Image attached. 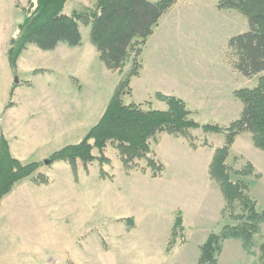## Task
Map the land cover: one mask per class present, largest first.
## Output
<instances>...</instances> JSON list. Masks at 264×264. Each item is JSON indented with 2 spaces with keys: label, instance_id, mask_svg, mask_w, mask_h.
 Listing matches in <instances>:
<instances>
[{
  "label": "rangeland",
  "instance_id": "rangeland-1",
  "mask_svg": "<svg viewBox=\"0 0 264 264\" xmlns=\"http://www.w3.org/2000/svg\"><path fill=\"white\" fill-rule=\"evenodd\" d=\"M28 1L0 0V124L5 120L11 137L16 134L32 144L34 139H25L32 134L30 124L43 128V116L51 124L53 119L44 141L39 132L38 148L24 158L25 163L47 162L55 151L79 143L98 123L122 74L100 59L91 42V26L83 21L79 46L61 43L46 51L29 44L14 72L7 52L26 17L21 8ZM96 2L69 0L64 12L94 9ZM249 29L245 15L218 7V0H176L148 37L140 74L132 78V93L123 100L144 109H167L157 93L180 97L199 127L189 131V138L163 132L151 139L163 164L158 176L146 157L126 166L115 143L108 144L109 161L103 165L78 160L74 171L66 161L45 163L39 172L47 183L26 178L2 201L0 264H173L182 252L190 264L211 233L239 224V204L234 211L226 210L223 191L209 169L216 149L226 144V134L203 126L228 127L239 119L244 104L234 92L258 84L260 75L248 78L235 68L228 46L231 37ZM68 52L73 58H67ZM131 64L128 59L124 70ZM14 84L16 106L4 117L3 105L10 101ZM252 140L249 131L236 136L227 159L235 171L245 168L249 159L260 167L262 155L251 150L257 148ZM94 154L99 155L97 149ZM255 174L235 173L233 178L248 182L261 211L264 179ZM178 212L183 214L187 241L170 243ZM224 250L221 264H264V221L247 241H223L218 259ZM238 252H246V259H238Z\"/></svg>",
  "mask_w": 264,
  "mask_h": 264
},
{
  "label": "trees",
  "instance_id": "trees-1",
  "mask_svg": "<svg viewBox=\"0 0 264 264\" xmlns=\"http://www.w3.org/2000/svg\"><path fill=\"white\" fill-rule=\"evenodd\" d=\"M68 1L29 0L21 8L26 17L19 24L17 35L11 38L7 52L13 71H17L18 59L29 44L46 51L55 50L61 43L79 46L82 42L80 21H83L91 26V42L96 46L100 59L109 69L120 71L122 78L98 123L79 143L55 151L47 162L25 163L14 156L0 124V207L4 197L18 182L32 178L36 183H47V176L39 172L45 163L66 161L74 171L78 160L84 164L95 160H99L101 165L107 163L109 158L105 150L109 143L116 144L126 166L130 167L136 158L146 157L154 176L161 175L163 164L152 149L151 139L163 132L189 138V131L199 127L190 118L187 103L180 97L157 93L156 97L167 104V109H144L142 104H127L123 100L124 95L132 93V78L140 74V55L148 37L176 0H97L94 9L84 7L71 15L64 12ZM218 7L237 10L247 17L250 29L231 37L228 46L235 56L237 70L248 78L260 77L255 87L234 92L244 104L239 119L228 127L203 126L205 131H224L226 134V144L216 149L213 155L210 175L223 191L226 210L234 211L239 204L240 212L236 219L241 222L225 226L221 233H211L201 246L198 264H217L223 241L234 237L247 241L258 229V224L264 221V210L258 209V201L252 196L248 182L243 178H233L235 173L243 176L255 174L254 165L248 162L245 168L235 171L227 163L231 146L242 131L251 132L254 145L264 150V0H218ZM128 59L132 64L125 71ZM15 87L16 84L11 89L7 107L14 103ZM95 149L99 155L94 154ZM185 230L183 214L178 212L170 243H177L179 239L181 243L186 242Z\"/></svg>",
  "mask_w": 264,
  "mask_h": 264
},
{
  "label": "crops",
  "instance_id": "crops-1",
  "mask_svg": "<svg viewBox=\"0 0 264 264\" xmlns=\"http://www.w3.org/2000/svg\"><path fill=\"white\" fill-rule=\"evenodd\" d=\"M152 1V0H151ZM173 8V7H172ZM171 8V9H172ZM57 48H59V46L57 47ZM56 48V49H57ZM66 56H68L67 58H73V56H74V54H71V52H68V55H66ZM69 61V60H68ZM71 61V60H70ZM137 77V76H136ZM12 85H11V87H10V89H12ZM17 88V87H16ZM16 88H15V91H16ZM43 94H39L40 95V98L42 99V102L44 103V101L43 100H45V93L44 92H42ZM15 94V93H14ZM38 98H39V96H37ZM43 103H42V107H43ZM7 104L8 103H5L4 105H3V107H5V111L3 112V116L4 117H7V115L12 111V109H14L15 108V106H16V102L15 103H13L12 105H10V106H8L7 107ZM48 110H51L50 108H47ZM1 115H2V113H1ZM31 115H33L34 116V114H31ZM42 115H43V113H42ZM33 119H35V117L33 118ZM46 120V119H45ZM45 120H44V116L42 117V122H43V128H41L39 125H38V123H34V122H32L31 124H30V127L32 128V134L31 135H29V136H25V139H27V141H28V139L30 138V140L31 139H34L33 140V142H32V144H29L28 142H23L24 140L22 139V138H20L18 135H16V134H14L13 135V137H11L10 136V131H9V127H8V125H7V123H6V121L5 120H3L2 121V127H3V129H4V132H5V134H6V136L8 137V139H9V141H10V146H11V151H12V153H13V155L14 156H16L18 159H20L22 162H25V157H27L28 156V154L33 150V152L36 150V148H38V142H37V139H36V137L38 136V133L40 132L42 135H41V138H42V140L41 141H44V139H45V129H46V131H49V130H51L50 128L52 127V126H54L55 125V123H54V120L52 119V124L51 123H49V122H45ZM59 121H61L60 120V118H59ZM60 123V122H59ZM252 137V136H251ZM13 138V139H12ZM253 141V140H252ZM236 142V141H235ZM254 144V143H253ZM31 145V146H30ZM251 146V145H250ZM29 147H31L32 149H30ZM35 147V148H34ZM251 150L252 151H254V152H257V154L259 155V153L262 155V156H260L259 158H260V162H262V164L259 162V164H260V167H258V163H256V161L254 160V159H249V161L254 165V167H255V173L256 174H258V176H259V178H261V179H264V154H262V153H264V150H262V149H260V148H253L252 146H251ZM253 152V153H254ZM157 156L159 157V155H158V153H157ZM213 158V157H212ZM251 158H255V155L253 154L252 155V157ZM259 158H257L258 160H259ZM159 159H160V157H159ZM212 162V161H211ZM31 183H33V184H35V182L34 181H32ZM27 185H29V184H27ZM35 185H37V184H35ZM26 186V185H25ZM226 243H229V241H226ZM226 245V244H225ZM199 249V248H198ZM200 250V249H199ZM199 250L197 251V253H195L194 254V257H193V259H192V262L190 263V264H198V260H199V257H200V253H199ZM225 250L222 252V254H220V256H219V259H218V264H221V261H222V257H223V255H225ZM170 255V254H169ZM232 255H234V254H232ZM236 256H238L237 258L239 259H242V258H245L246 259V252H238V255H236ZM185 257H188V254L187 253H184V252H182V254H181V256L178 258V259H174V261L173 260H171V262L173 263V264H186V261H185ZM171 258V257H170ZM237 264H241V263H237Z\"/></svg>",
  "mask_w": 264,
  "mask_h": 264
}]
</instances>
